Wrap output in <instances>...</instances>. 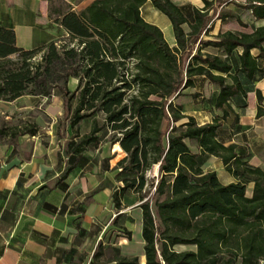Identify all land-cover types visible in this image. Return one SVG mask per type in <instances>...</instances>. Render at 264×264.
I'll return each instance as SVG.
<instances>
[{"label": "trees", "instance_id": "obj_1", "mask_svg": "<svg viewBox=\"0 0 264 264\" xmlns=\"http://www.w3.org/2000/svg\"><path fill=\"white\" fill-rule=\"evenodd\" d=\"M60 1L65 5H51V10L68 30L69 43L52 39L25 48L16 43L12 27L0 25V98L61 96L72 129L63 143V175L77 164L85 166L87 151L104 142L118 143L126 153L113 169L118 184L110 198L116 215L103 237L131 238L121 210L136 195L145 264H264V169L216 136L232 101L255 90L254 82L264 75V0L240 2L245 18L220 10L230 0H203L202 7L149 0L170 20L172 46L159 26L143 18L146 0H91L80 10ZM216 17L233 26L205 37ZM199 76L216 86L212 106L219 110L212 122L201 125L175 101ZM71 77L77 82L74 90L68 86ZM255 92L260 100V90ZM261 114L259 106L256 116ZM83 120L91 126L80 133ZM38 129L35 119L4 122L0 138L14 144L20 133ZM204 155L220 158L236 180L226 184L215 171H204ZM153 167L155 216L150 197L141 194ZM249 183L251 196L245 193ZM175 245L194 249L175 251ZM113 253L119 258L111 260L114 264H139L136 255H122L118 248Z\"/></svg>", "mask_w": 264, "mask_h": 264}, {"label": "crops", "instance_id": "obj_2", "mask_svg": "<svg viewBox=\"0 0 264 264\" xmlns=\"http://www.w3.org/2000/svg\"><path fill=\"white\" fill-rule=\"evenodd\" d=\"M64 1L70 3L71 9L80 10L91 0ZM51 2V0H0V25L12 27L16 33V43L25 48L67 35L68 30L57 20L58 12L51 10ZM173 2L195 7L204 5L203 0ZM141 14L146 21L160 27L168 45L175 44L170 20L152 6L149 0L141 4ZM212 19L208 32L210 34L205 37H212L223 24L220 18ZM219 19L217 31L213 32L212 28ZM183 26L185 29L188 28L187 23H183ZM73 79L76 80L75 77ZM189 87L200 93V96L192 98L191 94L190 102L180 103L182 113L185 116H192L199 125L212 122L211 120L219 113V110L212 106L217 94L216 86L199 76L194 86ZM254 89L260 90L261 99L258 100L255 90L247 92L246 96L235 98L231 104L232 111L222 120L216 136L225 146L233 144L236 154L243 160L264 169V75L254 82ZM50 96L52 97L47 102L45 112L51 115L60 114L61 96L55 93ZM47 97L24 93L12 100L2 98L0 100L16 104L19 102L20 107L32 108ZM259 106L263 114L257 117ZM34 119L38 125L41 124L42 118ZM57 126L58 124L51 123V129L48 130L51 134L48 138L43 137L40 127L34 133H20L14 144L0 138V264L105 263L93 262L86 253L88 243L100 244L99 240L102 239L103 233V227L98 226L93 219L95 213L100 210L99 203L94 201L92 196L101 191L111 202L110 195L118 184L113 179V169L116 162L126 153L121 150L118 143H113L115 157L104 156L99 161L103 173L109 175L103 173L97 175L98 186L95 189L91 188V185L84 188L82 177L92 174L95 166L99 164L98 156L89 154L97 149L87 151L89 157L85 166L77 164L63 175L62 171L66 164L63 158V143L71 133L67 131L68 135L63 139L60 137L54 139L52 131ZM80 126V133L87 132L91 126L90 120H83ZM67 129L72 131L70 125H67ZM191 148L199 152L196 146ZM202 166L204 171H215L223 183L236 180L217 156L204 155ZM251 191L252 184L249 183L245 190L246 195L251 196ZM86 195H90L91 202L85 206L83 198ZM139 203L138 200H133L121 210L127 214L124 226L131 231V238L111 239L115 242H110V245L118 248L122 255H136L139 264H145L144 241L138 237L135 242L132 240L135 229L136 234L140 232L141 236ZM130 206L133 210L139 211L138 215L134 216L133 212L124 210Z\"/></svg>", "mask_w": 264, "mask_h": 264}, {"label": "rangeland", "instance_id": "obj_3", "mask_svg": "<svg viewBox=\"0 0 264 264\" xmlns=\"http://www.w3.org/2000/svg\"><path fill=\"white\" fill-rule=\"evenodd\" d=\"M51 5L53 7H58L59 6H64V2L60 1V0H51ZM240 2H243V0H230L227 1L223 6L220 7V10L222 12H226L228 11L229 13H233L237 16H239L240 18H245L246 17V13L245 11H243ZM217 18V17H216ZM219 20L216 21V24L213 26L212 31H217V26L219 24ZM223 22V24L220 26L221 29H225L226 27H231L233 26V22L230 20H226V21H221ZM212 32V33H213ZM215 33H213L214 35ZM70 36L69 35H61L59 37V39H57V43L59 44H63V43H69L70 42ZM43 51H40L38 53H36L34 59H38L40 58V55ZM76 85L77 82L76 80L73 79V77H71L68 80V86L69 88H71V90L76 89ZM194 93L193 89L191 87H187L185 88L183 94L179 97H177L175 99V101L177 103H181V104H185L187 102H190V98H191V94ZM51 97H47V98H43L42 100H40V104H36L34 105L32 108L29 107H20L21 103H14V102H6V101H1L0 100V125L4 124V122L8 123V124H13V123H29L32 122L34 120L35 117L38 118H42V122L41 124H39L42 133H43V137L44 138H48L49 137V133L48 130L51 129L50 125L51 123H56L58 124V126L56 127V131L53 130V134H54V139H58L59 137L61 139H63L64 136L68 135V132H70V128L67 129V125H69V117L68 115H65V111H64V103H62V108L60 110V114H49L45 112V108L47 106V102L51 100ZM74 101V99H73ZM102 114H98L97 120L102 119ZM84 129V127H83ZM73 130H75V128H73ZM68 131V132H67ZM71 133V132H70ZM3 141L6 140L7 141V137L4 136V138H1ZM189 145L191 147H195V143L192 141H188ZM113 146L110 143V141L104 142L102 144H100L99 148L95 151V152H89V154L91 155H96L98 156V163L92 174H88L85 175L84 177H82V184L84 185V188L86 187V185H91V188L95 189L98 185L96 184V177L97 175H100V173H103V170L101 169L102 167H100V162L102 160L101 157L104 156H111L114 158L115 154H113ZM112 153V154H111ZM111 163V162H110ZM104 175H109V173H103ZM146 178H147V184L144 187L143 192L141 193L142 195H146L147 197H150V211H152L153 216H155V208H154V202H155V198L152 194V186H151V182H155L156 183V176H157V168L153 167L150 170H148L146 172ZM89 190V189H88ZM86 194H90V193H86ZM92 198L94 199V201L99 203V210L98 212L95 213L93 219L95 220V222L97 223L98 226L103 227V234H102V239L99 240L100 244L97 243V245L93 244L91 245L90 243H88L87 245V256H90L94 262H105L104 264H114V262H112V259H117L118 256H116L113 253V247L110 245V242L112 241L111 237L109 239H107L106 237H103L105 234L109 233L112 229V225L110 223V221L112 220V218L116 215L115 210L113 209L112 206V202H110V200L107 198L106 194L101 192L97 193V194H93ZM136 195H131L130 198H128L126 200V202L130 203L131 200L136 199ZM83 203L86 206L87 204H89L91 202V198L90 195H86V197L83 198ZM96 207V205H95ZM124 210L126 212H133V215L136 216L138 215L137 210H133L131 208V206L129 208H124ZM108 223V224H107ZM108 226H107V225ZM104 226H107L104 227ZM98 228V227H97ZM134 235L132 237L133 242H135L136 238H140V232L137 235L136 234V229L134 231ZM100 239V238H99ZM98 242V241H97ZM159 246V245H157ZM173 249L176 251H180V250H190V249H194V246L190 245V246H185V245H175L173 247ZM101 252V253H98ZM95 253L100 254V255H95ZM119 259V258H118Z\"/></svg>", "mask_w": 264, "mask_h": 264}]
</instances>
